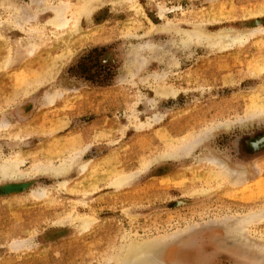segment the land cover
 Masks as SVG:
<instances>
[{
    "label": "rangeland",
    "instance_id": "374dc122",
    "mask_svg": "<svg viewBox=\"0 0 264 264\" xmlns=\"http://www.w3.org/2000/svg\"><path fill=\"white\" fill-rule=\"evenodd\" d=\"M261 138L264 0H0V264H264Z\"/></svg>",
    "mask_w": 264,
    "mask_h": 264
},
{
    "label": "trees",
    "instance_id": "16d2710c",
    "mask_svg": "<svg viewBox=\"0 0 264 264\" xmlns=\"http://www.w3.org/2000/svg\"><path fill=\"white\" fill-rule=\"evenodd\" d=\"M87 60L90 61L92 67L98 68L99 70H103L102 68H104V67H102L101 65H99V64L97 63V61H94L95 59H93V58L90 57V59H87ZM93 62H94V63H93ZM80 67L84 68V73H86L87 76H88L89 71L91 70V68H86L85 64H81ZM86 74H85V76H86ZM91 77H92V75H91ZM86 80H91V79H88V78L86 77ZM98 81H99L100 83H104V82H105L104 79H101V80H98Z\"/></svg>",
    "mask_w": 264,
    "mask_h": 264
},
{
    "label": "water",
    "instance_id": "95a60500",
    "mask_svg": "<svg viewBox=\"0 0 264 264\" xmlns=\"http://www.w3.org/2000/svg\"><path fill=\"white\" fill-rule=\"evenodd\" d=\"M263 143H264V138H261L260 140L250 142L249 145L252 148L256 149V148H258L259 145H262Z\"/></svg>",
    "mask_w": 264,
    "mask_h": 264
},
{
    "label": "bare ground",
    "instance_id": "6f19581e",
    "mask_svg": "<svg viewBox=\"0 0 264 264\" xmlns=\"http://www.w3.org/2000/svg\"><path fill=\"white\" fill-rule=\"evenodd\" d=\"M234 39V38H233Z\"/></svg>",
    "mask_w": 264,
    "mask_h": 264
}]
</instances>
